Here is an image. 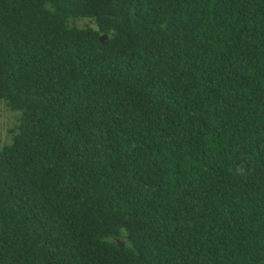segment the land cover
Returning <instances> with one entry per match:
<instances>
[{
  "label": "trees",
  "instance_id": "1",
  "mask_svg": "<svg viewBox=\"0 0 264 264\" xmlns=\"http://www.w3.org/2000/svg\"><path fill=\"white\" fill-rule=\"evenodd\" d=\"M0 106V264H264V0H0Z\"/></svg>",
  "mask_w": 264,
  "mask_h": 264
},
{
  "label": "rangeland",
  "instance_id": "2",
  "mask_svg": "<svg viewBox=\"0 0 264 264\" xmlns=\"http://www.w3.org/2000/svg\"><path fill=\"white\" fill-rule=\"evenodd\" d=\"M86 20V19H85ZM85 20H82L81 23H84ZM12 119V115L7 113L3 106H0V146L6 141H10V137L8 136L7 127L10 126V121Z\"/></svg>",
  "mask_w": 264,
  "mask_h": 264
}]
</instances>
